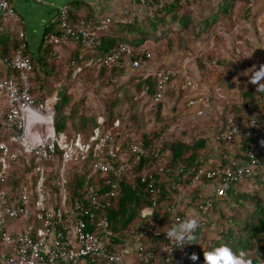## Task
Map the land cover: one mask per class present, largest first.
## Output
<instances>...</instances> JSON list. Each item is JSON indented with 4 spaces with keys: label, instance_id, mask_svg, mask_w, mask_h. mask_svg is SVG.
Here are the masks:
<instances>
[{
    "label": "built area",
    "instance_id": "obj_1",
    "mask_svg": "<svg viewBox=\"0 0 264 264\" xmlns=\"http://www.w3.org/2000/svg\"><path fill=\"white\" fill-rule=\"evenodd\" d=\"M189 1L180 0V3ZM153 2L132 0L134 5L148 10L153 8ZM160 3L161 6L163 0ZM0 15L4 20L22 22L21 15L9 0H0ZM110 21L109 16L90 20L74 17L70 6L65 4L58 13L62 30L45 32L43 40L61 44L72 36L80 37L83 45L91 48L97 43L94 27H106ZM53 54L59 56L57 51ZM125 55L132 57L129 63L132 68L149 65L147 59L139 57L137 50L124 43L88 64L96 65L98 69L115 70L123 65ZM148 56L150 51L147 50ZM1 62L4 67L15 69L18 77L0 78V118L4 113L2 123L12 133L9 141L0 140V264H180L182 259L194 263L188 252L193 249V241L177 248L167 247L165 233L162 239L153 241L159 231L152 223H144L138 230L130 229L131 235L121 243L110 245L105 239L109 234L106 209L120 196L123 175L134 176L135 166L143 157L161 153V143L168 138V128L165 126L162 134L150 141L141 134L124 135L116 131L119 120L112 126H96L87 140L57 133L53 105L58 97L54 94L53 98L48 96L38 102L32 94L30 76L33 65L23 30L19 32V42L12 57ZM155 72L157 90L151 97L149 110L156 109L158 101L165 96L167 82L172 74H176L171 70ZM126 74L118 75L115 71L113 80L117 81ZM6 103L9 107L5 112ZM248 107L252 111L245 109L240 118H236V111L227 112L228 120L216 142L219 145L229 142L234 146L245 130L254 141L245 145V151L239 148L237 152L254 156L252 150L257 141L264 140V111L255 110L253 102H249ZM49 124L51 132L37 133L42 128H49ZM22 153L29 155L25 162L31 168L20 183L7 185L13 162ZM223 158L227 159V166L193 165L182 172L181 178L187 187L191 189L197 185L199 190L182 199L191 202L198 195L197 207L189 204L185 215H174V222L191 212L198 219L199 228L210 213L216 196L225 194L237 179H253L258 171L255 160L248 163L240 156L226 153ZM41 160L53 163L55 174ZM71 171L81 178L74 196L67 181ZM152 174V169H146L140 181L147 183L153 193H158L161 188L153 185ZM132 179L134 187L138 186V180ZM173 184L174 187L183 185L179 180ZM155 206L156 202L143 208V212L151 210L152 215Z\"/></svg>",
    "mask_w": 264,
    "mask_h": 264
},
{
    "label": "trees",
    "instance_id": "obj_2",
    "mask_svg": "<svg viewBox=\"0 0 264 264\" xmlns=\"http://www.w3.org/2000/svg\"><path fill=\"white\" fill-rule=\"evenodd\" d=\"M196 1L191 0L187 4H181L180 0H163L160 6V0H154L151 10L144 7L142 12H132L125 19L112 17L106 27H94L97 43L91 48L84 46L80 37L72 36L61 44L43 40V49L38 59H35L28 51L33 65L30 76L31 92L35 99L39 102L44 101L53 93L59 95V99L54 105L56 132H63L68 136L75 135L87 140L96 126H112L116 120H119L120 125L115 130L123 132L124 135L134 132L141 134L148 141L158 138L167 121L170 118L172 120L169 114L176 109V105H173L171 110L165 109L168 106V100L178 102L183 93L179 91L175 95L172 89L170 91L166 89L165 96L158 101L156 109H150L149 113L140 112L139 99L144 101L146 98H151L157 90L156 70L151 71L153 66L166 68L170 64V61L167 63L169 57L173 55L177 57L180 52L185 56L192 50L189 44L179 48L176 36L171 33V29L176 28L177 25L183 28L189 27L191 17L187 14ZM247 2L248 0H218L216 8H213L209 16L202 19L201 28L194 35L210 33L220 22L228 23L232 19L233 13L238 11L237 7L244 11L243 15L238 13V16L242 19L247 18L251 13ZM70 13L74 17L87 20L95 17L92 9L79 10L75 6H70ZM61 30L58 25L55 28H47L46 32H60ZM162 37H167L166 44L163 46L158 44V40ZM18 42V37H15L13 42L8 45V49L3 48L5 51L0 55L2 60L12 57ZM121 43L137 50L139 57L147 59L149 65L132 68L129 64L132 59L130 55H125L123 65L116 67L115 70L98 69L96 65L88 64L90 60H97L109 54L114 47ZM145 50L150 51V56L146 57ZM54 51H57L59 56H54ZM216 56L217 54L213 50L195 56V64L203 76H208L209 63H216L218 66L226 63ZM153 58L157 59L155 64L152 62ZM227 64L230 69L235 71L228 76L229 78L236 74L239 75L233 61H228ZM240 64L245 70L255 69L250 68L249 63L244 59H241ZM78 68H80L79 71H77ZM115 71L118 75L127 72L128 81L131 80L130 83L133 84L134 89L123 84L116 86V81L113 80ZM7 77L17 78L18 73L13 68H6L0 72V78ZM174 78L171 77L169 82ZM79 85L84 88L89 86L92 93L96 95L104 88L115 85L116 92L108 97H102L104 108L101 112H91V107L85 108V104L89 100L88 92H79L77 89ZM239 87L241 93L238 102L233 101L231 105L228 104V110L236 111V118H240L245 109L252 111L248 105L249 102H253L254 109L262 112L263 110L260 108L264 102L263 93H256V85L250 82L249 85H245L241 80ZM120 90L122 95H119ZM181 92H183L182 89ZM138 96L140 98H137ZM8 107L9 105L6 103L5 112ZM116 107H122V109L126 107V110L116 113ZM4 115L3 113L0 118V140L9 141L12 133L2 123ZM146 116L149 120H153L155 117L150 130L144 127ZM228 117L227 113H223L215 126L208 125L204 130L201 127L192 130L184 127L180 133L170 132L168 138L161 143V153L156 156L143 157L135 166L134 176L123 175L120 183V196L111 207L106 209L109 219V234L105 239L108 244L123 242L131 235L130 229L138 230L144 223H152L159 231V235L153 238V241L157 242L162 239L164 234L161 229L171 221L174 222L175 214L185 215V208L189 204L197 207L198 195L194 196L191 202L182 199L199 190H197V185H193L191 189L187 187L181 174L186 168L193 165L227 166V159L223 158V155L225 153L231 155L229 142L220 145V160L213 159L211 161L208 157L202 156V151L216 141V137L222 131ZM161 123L162 125L159 126ZM241 135L235 146L239 147L238 144H241L239 148L245 151V145L254 139L247 135L245 130ZM252 152L254 156H248L245 153L238 154V156L248 163H253L255 160L254 164L258 171L254 178L237 179L232 182L225 194L214 198L210 213L204 218V223L195 231L196 238L192 244L193 249L188 250L192 255L195 254L197 259L194 263H188L187 260L182 259L180 264H206L204 257L221 244L230 248L234 254L243 252L251 264H264V140L257 141ZM27 157H29L28 154L22 153L18 160L13 162L7 185L18 184L23 180L25 172L31 168L25 162ZM41 163L55 174L53 163L43 160ZM146 169H152L153 176L150 180L154 186L161 188L158 193H153L147 183H141V175ZM132 177L138 180V186L134 187ZM175 180H179L184 187H174ZM67 181L72 196L76 195V188L81 184V178L77 173L71 171L67 175ZM154 202H156V206L153 214L145 218L142 215L143 208L152 206ZM167 207H171V210H167Z\"/></svg>",
    "mask_w": 264,
    "mask_h": 264
},
{
    "label": "rangeland",
    "instance_id": "obj_3",
    "mask_svg": "<svg viewBox=\"0 0 264 264\" xmlns=\"http://www.w3.org/2000/svg\"><path fill=\"white\" fill-rule=\"evenodd\" d=\"M218 0H197L195 4L190 7L189 17H191V22L188 28H183L180 25H177L176 28L171 29V33L176 36V42H178L179 48H183L186 44L191 45L192 50L183 56L180 54L176 56H171L168 58L167 63L170 61V64L165 67L158 68L153 66L152 70H165V71H173L176 72L175 75H171V77L179 76V72L181 71V62H188V57H195L196 55L206 54L211 52L212 50L216 52L217 56L222 60L226 61L224 65H217L216 63H209L208 65V76L204 79V86L207 87L210 85H216V89L211 91L212 96L210 97L209 105L211 107H204L206 109L205 115H194L197 111L194 110L192 113L180 114L179 110H177L178 102L172 101L171 105H176L175 111L169 114L172 117L165 124L168 128L167 132L169 135L170 132L175 131L176 133H180V125L188 129H206L208 127V121H212V117L215 118V125L219 120L220 116L223 113H227L229 108H227L228 104H232L233 101H237L240 97V87L239 83L242 80L245 85H249L248 69L245 70L242 68L240 62L241 59L249 63L250 68L258 69L260 65L264 64V0H248V6H250V12L248 17L242 19L238 16V13L241 15L244 14L243 9L240 10L237 7V12L233 13L232 19L229 20L228 23L220 22L210 33H204L200 35H194V33L201 28L200 22L204 17H207L212 12L213 8H216ZM194 35V36H193ZM193 36V38H191ZM155 41V40H154ZM167 41V37H162V39L158 40L159 45H165ZM154 45V44H153ZM152 47L154 48V46ZM202 49V50H200ZM156 54V52H155ZM157 59L153 58L152 62L155 64ZM228 61H233L236 65V70L239 75H234L232 78L228 76L235 72L230 69L228 66ZM255 66V67H254ZM129 72V71H128ZM132 75V73L130 72ZM192 77L195 75L194 71L190 74ZM198 75V74H197ZM128 74L122 76L119 80L116 81V86L123 84L124 86H130L134 89L132 83H130V79L128 81ZM179 79L171 80L167 82V91L171 89L174 91V94L177 95V92L180 90V86L178 84ZM206 82V83H205ZM202 85V84H200ZM210 88V87H209ZM79 92H88L87 104H85V108L91 107V112H101L104 108V103L102 101V97H108V95L116 92L115 85L110 86L108 88H104L97 95L92 93V89L88 87H83L79 85L77 87ZM183 90V89H182ZM217 95L213 96V93ZM105 91V92H104ZM184 92V90H183ZM91 93V94H90ZM94 95V96H93ZM119 95H122V91L120 90ZM228 96H233L229 98ZM137 98H140L139 96ZM175 100V98H174ZM151 98H146L144 101L139 99V110L140 112L149 113ZM227 102V103H226ZM173 107V106H172ZM191 107V106H190ZM264 107V102L262 103L261 110ZM203 108V107H201ZM165 109H170L167 106ZM186 109V108H185ZM125 111L126 107L122 109V107H116L115 112L118 113L120 111ZM188 111V109H186ZM178 112V114H176ZM208 115V116H207ZM179 118V121L177 119ZM197 117L198 121H196V125L194 127H186V125L191 126L190 124H186L187 118H195ZM155 121V117L153 120H149V118L145 117L144 127L147 130H150L153 123ZM184 122V123H182ZM160 123V122H158ZM180 123V124H179ZM161 126V125H159ZM180 128V129H179ZM185 138L187 136L184 135Z\"/></svg>",
    "mask_w": 264,
    "mask_h": 264
},
{
    "label": "crops",
    "instance_id": "obj_4",
    "mask_svg": "<svg viewBox=\"0 0 264 264\" xmlns=\"http://www.w3.org/2000/svg\"><path fill=\"white\" fill-rule=\"evenodd\" d=\"M9 2L21 15L22 22H14L10 19L4 20L0 15V55L5 51L3 48L8 49V45L13 42L15 37L19 39V32L23 30L26 33L28 51L35 59H38L42 52L43 35L46 29L49 27L55 28L59 25L58 13L62 5L75 6L79 10L92 9L95 14L94 18L109 16L111 18L117 17L120 19L127 18V16H130L132 12L135 11L136 13H140L144 8L139 5H134L132 0H42L40 2L34 0H9ZM1 61L2 58L0 56V72L6 69ZM187 61L188 62L185 61L184 63L181 62L182 69L179 72V76L174 78V80L177 78L179 79V77L181 78L178 84L180 86V93H183V96L180 97L178 101L177 110H179L180 114L192 113V111L196 110L197 112L194 115L202 116L207 112L204 107H211V105H209L210 97L212 96L211 91L216 89V85H207L208 88H206V86H204V79H206V77L200 73L196 66L195 57H188ZM193 71L195 75L192 77L190 74ZM181 89H183L184 92H181ZM216 90L213 96L217 95L218 92H216ZM54 94H56L59 99V95L57 93H53L52 95L54 96ZM53 96L51 98H53ZM228 97L232 98L233 96ZM168 106L170 108L169 110H171L173 105H171L169 100ZM185 108L188 109V111ZM262 110L264 111V107ZM176 114H178V112H176ZM177 119L179 121L178 117ZM186 120V124L191 125H186V127H194L197 123L196 121H198L197 117L192 119L187 118ZM214 121L215 118L212 117V121H208V125L215 126ZM180 128L182 129L184 127L180 125ZM46 131H52L51 124H49V128H42L40 132L37 131V133L43 134ZM238 149V146L231 145V156H238ZM220 151V145L215 141L202 151V156L205 158L208 157L211 161L213 159L220 160Z\"/></svg>",
    "mask_w": 264,
    "mask_h": 264
},
{
    "label": "clouds",
    "instance_id": "obj_5",
    "mask_svg": "<svg viewBox=\"0 0 264 264\" xmlns=\"http://www.w3.org/2000/svg\"><path fill=\"white\" fill-rule=\"evenodd\" d=\"M255 67V66H254ZM249 82L256 85V93H264V64L256 70L248 69ZM143 216H151V210L142 213ZM198 219L191 212L187 213L185 218L178 221H171L161 231L165 233V239L168 241L167 247L177 248L195 240V230L198 227ZM206 264H251L243 252L234 254L226 245H219L209 252L205 257ZM191 260L197 259L193 254Z\"/></svg>",
    "mask_w": 264,
    "mask_h": 264
}]
</instances>
